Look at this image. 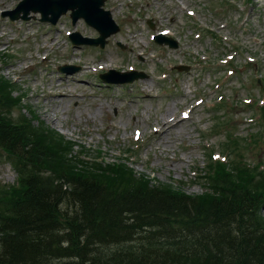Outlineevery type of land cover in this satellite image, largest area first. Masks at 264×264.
<instances>
[{
  "label": "rangeland",
  "instance_id": "374dc122",
  "mask_svg": "<svg viewBox=\"0 0 264 264\" xmlns=\"http://www.w3.org/2000/svg\"><path fill=\"white\" fill-rule=\"evenodd\" d=\"M20 1L0 0V37L6 38L0 52L13 54L0 62V73L16 81L17 93L26 94L24 101L42 119L68 139L84 144L91 156L99 149L111 160L130 149L138 152L129 160L137 172L181 185L187 194H200L205 186L200 170L206 168L210 150L223 151L232 142L230 134L247 137L249 130L260 128L243 101L253 98L264 103V0H107L105 7L121 29L104 48L72 44L68 36L72 31L89 37L98 32L83 19L73 24L70 13L55 25L41 22L37 13L27 21L3 15ZM29 24L34 29L28 30ZM162 28L169 30L177 47L151 43L152 32ZM208 28L218 39L206 33ZM230 54L232 70L224 71ZM211 63L215 67H209ZM63 65L78 69L63 73L59 71ZM132 67L146 77L123 84H108L98 77L110 69L124 72ZM57 88L66 96L59 102L45 101ZM221 95H226L225 105L212 108ZM197 100L202 102L196 104ZM186 110L190 118L182 119ZM13 113L32 115L26 107H14ZM168 117L182 119L181 129L165 133L169 139L160 142L153 128ZM227 121L229 130L211 132ZM237 155H231L235 161ZM244 156L264 163V142H255ZM176 157L185 163L171 166ZM17 170L14 163L1 160L0 184L15 183Z\"/></svg>",
  "mask_w": 264,
  "mask_h": 264
},
{
  "label": "trees",
  "instance_id": "16d2710c",
  "mask_svg": "<svg viewBox=\"0 0 264 264\" xmlns=\"http://www.w3.org/2000/svg\"><path fill=\"white\" fill-rule=\"evenodd\" d=\"M14 89L0 76V148L19 173L0 195V264H264V170L212 162L187 194L14 118Z\"/></svg>",
  "mask_w": 264,
  "mask_h": 264
},
{
  "label": "water",
  "instance_id": "95a60500",
  "mask_svg": "<svg viewBox=\"0 0 264 264\" xmlns=\"http://www.w3.org/2000/svg\"><path fill=\"white\" fill-rule=\"evenodd\" d=\"M104 3L105 0H23L16 10L17 13L11 16L13 19L18 18V12L24 7L23 18L28 19L30 10H33L42 13V20L56 23L62 14L71 9L74 22L79 18H84L88 24L100 32V36L97 38H81L79 33H73L71 36L73 41L76 44L87 43L103 47L107 42V37L119 30V26L114 21L111 12L103 8ZM158 40L159 42L163 41L161 36L158 37ZM166 41L170 42L171 46H176L175 42L169 39H166ZM62 70L65 71L66 68H62ZM144 76L145 74L141 72H130L126 74L125 78H113L108 74H103L102 78L111 82H128Z\"/></svg>",
  "mask_w": 264,
  "mask_h": 264
},
{
  "label": "bare ground",
  "instance_id": "6f19581e",
  "mask_svg": "<svg viewBox=\"0 0 264 264\" xmlns=\"http://www.w3.org/2000/svg\"><path fill=\"white\" fill-rule=\"evenodd\" d=\"M32 29H34V25L29 24L28 30H32ZM5 40H6L5 35H3L2 38L0 37V43L4 42ZM34 96H37V94H34ZM47 96H48V98H46L45 101L53 100V101L59 102L62 99V96H66V94H65V92H63L57 88L56 92H50L49 95H47ZM147 98H152V97L147 96ZM164 119L165 118H162V120H164ZM181 121H182V119L174 120V119H170V117H168V120H164L163 123L161 124V126L154 127L155 133H157L156 137L159 138V141L160 142H167L169 137L168 136L165 137V135H168L173 129L179 131L181 129V124H180ZM162 135H164V136H162ZM184 163H185V160L183 158L176 157V158H173L171 160L170 165L174 167L175 164H184Z\"/></svg>",
  "mask_w": 264,
  "mask_h": 264
}]
</instances>
